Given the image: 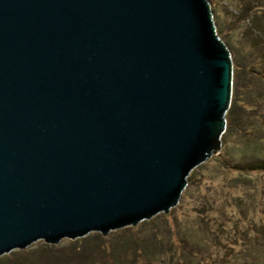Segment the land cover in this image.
Listing matches in <instances>:
<instances>
[{
	"label": "water",
	"instance_id": "water-1",
	"mask_svg": "<svg viewBox=\"0 0 264 264\" xmlns=\"http://www.w3.org/2000/svg\"><path fill=\"white\" fill-rule=\"evenodd\" d=\"M236 67L213 0H0V255L176 209Z\"/></svg>",
	"mask_w": 264,
	"mask_h": 264
},
{
	"label": "rangeland",
	"instance_id": "rangeland-1",
	"mask_svg": "<svg viewBox=\"0 0 264 264\" xmlns=\"http://www.w3.org/2000/svg\"><path fill=\"white\" fill-rule=\"evenodd\" d=\"M213 1L216 25H222L241 67L234 90L239 89L240 102L255 98L261 105L246 111L241 104L234 105L233 97L230 111L234 107L238 118L252 115L264 122V82L242 71L264 70V47L258 39L264 33V0ZM258 126L253 128L260 135L264 124ZM227 134L225 148L214 154L213 161L192 171L188 191L176 209L107 235L93 231L59 243L41 239L0 255V264H264V173L242 175L234 169L249 152H244L239 131ZM158 244L163 245L158 246L162 258L148 259L145 250ZM180 245L187 252L176 253ZM119 249L120 254L127 252V260L118 259Z\"/></svg>",
	"mask_w": 264,
	"mask_h": 264
},
{
	"label": "trees",
	"instance_id": "trees-1",
	"mask_svg": "<svg viewBox=\"0 0 264 264\" xmlns=\"http://www.w3.org/2000/svg\"><path fill=\"white\" fill-rule=\"evenodd\" d=\"M258 39L260 41L259 46L264 47V33L258 35ZM255 69V68H254ZM251 71V69L247 70H242V71H246L247 73H251L254 74L255 76H257L262 82H264V70L262 71H256L254 72ZM236 70H241V67L238 66L236 67ZM263 93V92H262ZM264 95V94H263ZM261 99V98H260ZM255 98L254 101L251 100H246L244 102H240V92L239 89L235 88L234 90V105L235 104H241L242 108L246 111L248 110H255L259 107H261V105H257V103L255 102ZM262 104L264 102V97L261 100ZM264 105V104H263ZM262 113V112H261ZM251 117H243L242 119L237 117V113L235 111V108L233 107V109H231V111H229L228 113V126H227V130L228 131H239L240 132V136L241 139L243 141V143H245V148H244V152H249V154H247L245 157L242 156L240 157L238 160H240L238 163H236L234 165V169L237 171H239V173H241L242 175L244 174H249L251 172L254 171H261V173H264V132H261L262 134H258L256 128V125L258 126V124H264V122H257V120H255V118H253L252 115H250ZM257 117H259L258 115H256ZM262 117H264V114H262ZM263 120V119H262ZM259 127V126H258ZM223 141L225 144H227L228 142V134H224L223 136ZM254 145H257V148H253ZM230 166V165H229ZM144 246V244L142 245ZM157 247H149L147 250H145L148 259L150 260H158L162 258V250H159L160 247H163L162 244H158L155 245ZM158 246H160L158 248ZM121 250L123 249L122 253L126 251V248L124 247H120ZM120 249L118 250V259L122 258V260H127L124 259V256L127 255V252L123 254H120ZM187 252L186 247L180 245V247L176 250V253L178 254H182ZM137 252L135 254V256H137ZM194 256H197L196 254H193ZM207 261V260H206ZM119 263L122 261H118ZM208 262V261H207Z\"/></svg>",
	"mask_w": 264,
	"mask_h": 264
}]
</instances>
